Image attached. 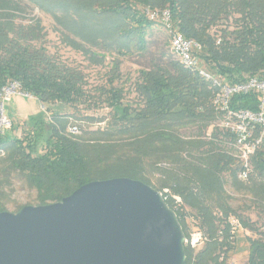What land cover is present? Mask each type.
Returning a JSON list of instances; mask_svg holds the SVG:
<instances>
[{
	"label": "trees",
	"instance_id": "1",
	"mask_svg": "<svg viewBox=\"0 0 264 264\" xmlns=\"http://www.w3.org/2000/svg\"><path fill=\"white\" fill-rule=\"evenodd\" d=\"M147 6L169 10L177 31L201 46L199 58L207 70L229 85L242 84L252 78L264 81V0H90L81 7V16L74 22L78 28L64 29L84 42L83 46L73 42L72 45L94 63L101 54L117 58L143 56L148 51V38L158 26L146 18ZM233 15L238 16L231 30L227 27L217 30L222 21ZM3 29L8 31L1 33L0 30V89L17 82L22 91L49 113L47 125L40 120L33 121L30 128L21 131L19 138L0 137V153H4L9 163L7 170L19 174L27 186L36 191L37 205L58 202L82 185L98 180L130 178L146 182L136 169H120L127 168L124 167L127 163L114 161L116 167L107 164L111 154L106 150L111 146H97L102 138L86 140L81 136H68L69 109L75 110L83 104L89 109L102 105L109 108L116 121L115 130L96 132L109 139L105 142L119 137L129 140L128 137L140 134H145L152 142H162L173 137L169 131L174 127L210 123L221 117L212 105L214 86L177 60L139 69L133 84L136 99L124 103L122 88L114 86L117 76L108 78L91 97L80 72L56 63L44 50L25 44L27 36L34 37L32 30L23 33L17 27ZM116 62L112 65L113 71L119 68ZM259 105L260 95L256 92L234 95L229 100L231 111L257 113ZM10 128L14 129L12 123ZM261 133L262 129L256 125L254 138ZM123 143L117 141L115 145ZM207 159L210 170L195 174L201 177L199 180L192 172H187L188 163L179 159L177 165L185 179L170 176L175 180L172 194L162 192L185 238V214L180 202L193 212L202 235L203 245L197 252L185 246L184 264H227L234 228L240 224L250 229L229 205L230 196L219 176L224 171L232 173V183L238 184L236 176L242 170L241 163L224 154H210ZM128 162L131 161L128 159ZM131 164L134 163L129 166ZM251 164L254 173L249 170L248 181L253 175L264 176V133L250 159ZM2 183L0 178V212L5 211ZM260 189L264 193V184ZM261 200L264 204V197ZM253 248L254 257L249 264H264V242H254Z\"/></svg>",
	"mask_w": 264,
	"mask_h": 264
},
{
	"label": "rangeland",
	"instance_id": "2",
	"mask_svg": "<svg viewBox=\"0 0 264 264\" xmlns=\"http://www.w3.org/2000/svg\"><path fill=\"white\" fill-rule=\"evenodd\" d=\"M34 1H36L35 4L32 0H0L1 33L8 31L3 28L10 26L11 28L17 27L23 33H29V30H32L34 37L27 36L25 44L36 50H44L56 63L69 70L80 72L85 78V90L91 97L94 96L98 87L105 85L108 78L117 76L114 86L122 88L124 103H132L136 99L133 84L139 69H149L155 64L165 65L177 60L171 53L167 33L158 25L154 27L148 38V51L145 55L133 54L117 58L115 55L101 54L102 57H98V62L94 63L86 54L79 51L78 47L72 45L73 42L83 46L84 42L73 32L64 29L65 27L71 30L73 27L78 28V24L75 25L74 22H77L81 16V10H83L81 7L89 4L90 0ZM227 1L234 2L236 0ZM73 6L76 9H73ZM237 16L233 15L227 21H222L217 30L225 27L231 30L235 25L234 18ZM87 45L85 43V47ZM114 61L119 62V68L115 71L112 67ZM3 109L4 114L14 127V129L7 130L5 134L7 136L21 137V131L30 128L33 121L40 120L46 125L49 122V113L33 97L14 95L3 104ZM67 112L71 116L66 129L68 136L71 138L81 136L86 140L98 137L104 139L103 141L101 139L96 145L111 146L106 150L111 154L107 164L116 167L113 164L114 161H121L122 164L127 163L124 166L127 168L121 167L120 169H136L142 179L149 183L147 185L161 194L162 192L172 194L171 188L174 187L175 180H171L170 176L176 179H185L177 165L179 159L188 163L187 172L189 174L192 172L194 176L198 172L202 175L210 170V163L207 159L210 154H224L237 163L239 162L237 149L233 146L229 133L223 127V117L218 116V120L215 119L210 123L174 127L169 131L173 137L164 139L162 142H152L145 134L128 137L130 141L125 139L126 137H119L114 141L105 142L109 139L99 136L96 132L110 133L115 130L116 121L109 108L102 105L89 109L83 104L75 110L69 109ZM147 135L149 136V134ZM117 141L124 143L116 146ZM128 159L131 162H128ZM130 163L134 164L129 166ZM8 166L6 156L4 153H0V178L3 182L1 189L5 197L4 212L15 213L24 206H36L38 203L36 191L28 187L19 174L8 171ZM252 171L251 164L250 172ZM219 176L226 193L230 196L229 205L250 226V229H246L235 223L237 228H234L233 243L228 252L227 264H249L251 255L254 257V242H264V204L261 200L264 193L260 189L264 184V176L253 175L249 181L241 180L236 176L238 184L232 183V173L224 171ZM195 177L197 180L201 178L198 175ZM193 184L191 183V186ZM180 203L184 207L187 239L192 237L198 239L195 247H188L195 253L203 245L200 241L202 235L198 230L193 212L182 202Z\"/></svg>",
	"mask_w": 264,
	"mask_h": 264
},
{
	"label": "water",
	"instance_id": "3",
	"mask_svg": "<svg viewBox=\"0 0 264 264\" xmlns=\"http://www.w3.org/2000/svg\"><path fill=\"white\" fill-rule=\"evenodd\" d=\"M185 241L162 194L130 178L0 212V264H184Z\"/></svg>",
	"mask_w": 264,
	"mask_h": 264
},
{
	"label": "built area",
	"instance_id": "4",
	"mask_svg": "<svg viewBox=\"0 0 264 264\" xmlns=\"http://www.w3.org/2000/svg\"><path fill=\"white\" fill-rule=\"evenodd\" d=\"M144 14L150 22L158 24L167 33L171 53L181 66L197 73L216 89L212 105L215 111L224 118L223 127L231 135L233 146L237 149V158L242 166L238 177L246 181L249 176L250 159L260 146L264 133V81L252 78L242 84L229 85L223 78L207 70L199 58L201 46L193 40L186 39L177 31L169 10L146 8ZM249 92H256L260 95L259 112L231 111L229 109V100L232 96ZM14 95L30 97L21 90V86L17 82H12L0 89V137L4 136L11 127L9 118L4 114L3 104ZM256 125L262 129L258 138H254L253 135ZM197 243V237H192L186 239L185 246L193 248Z\"/></svg>",
	"mask_w": 264,
	"mask_h": 264
}]
</instances>
